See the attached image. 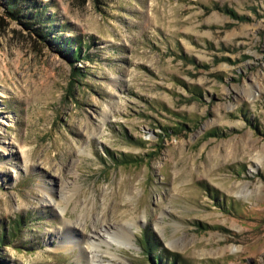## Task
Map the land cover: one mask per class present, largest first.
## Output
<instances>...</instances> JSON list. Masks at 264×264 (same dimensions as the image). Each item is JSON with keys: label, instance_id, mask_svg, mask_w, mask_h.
<instances>
[{"label": "rangeland", "instance_id": "rangeland-1", "mask_svg": "<svg viewBox=\"0 0 264 264\" xmlns=\"http://www.w3.org/2000/svg\"><path fill=\"white\" fill-rule=\"evenodd\" d=\"M132 220L128 264H264V0H0V264Z\"/></svg>", "mask_w": 264, "mask_h": 264}, {"label": "bare ground", "instance_id": "bare-ground-1", "mask_svg": "<svg viewBox=\"0 0 264 264\" xmlns=\"http://www.w3.org/2000/svg\"><path fill=\"white\" fill-rule=\"evenodd\" d=\"M47 197H48V202L49 203L53 201V198H52L51 194H49V196H47ZM62 224L65 225V226L66 225L70 226L66 222H64ZM126 224H127L128 228L125 227L124 225H121L120 229L116 230L114 232V234H113L112 230H110V229L105 231V234H106L107 237H106L105 240L102 241V243H104V244H106L108 246V251L105 252L104 253L105 254L104 257L102 256L101 258H107V260H105V261H107V263L103 262L104 260L101 261L102 263H99L100 259H98V258H99L100 254L98 255V252H99L98 249L99 248L97 247V245L95 246L93 243H90V244L87 243L88 246L87 245L84 246V247L82 246V250H81L82 254H84L87 257H89V254L91 255L90 257L92 258V260H90V261L92 263H90V264H113V262H115V261L116 262L119 261L120 264H128L126 260L120 258L115 253L109 251L110 246H113V243H111V242L112 241H116L115 239H113V237H115V236H117L120 239V241H116V242L120 243V245H115L118 249L119 248L127 249V248H130V247H134V242H133L134 231L131 229V227L137 226L136 225V221L132 220V221L126 223ZM68 229L69 228L67 227L66 230H68ZM70 231L72 233L74 232L73 234H75L74 229H70ZM109 240H111V242ZM71 244H73V239L70 237L67 242H64V243L61 242V244H60L61 247L58 248L57 251L72 252V250L74 249V246L73 245L71 246ZM116 247H115V249H116ZM95 249H97V250H95ZM87 257H86V260H87Z\"/></svg>", "mask_w": 264, "mask_h": 264}, {"label": "trees", "instance_id": "trees-1", "mask_svg": "<svg viewBox=\"0 0 264 264\" xmlns=\"http://www.w3.org/2000/svg\"><path fill=\"white\" fill-rule=\"evenodd\" d=\"M7 11H8L7 13L9 15H11L13 18L18 19V16H15L14 14H12V12L9 9ZM48 22H52V21L49 19ZM41 31H43V32H41V34H38V35H40V36L43 35L44 38L50 34L49 33L50 31L49 32L44 31V29H42ZM58 40L56 38L57 42H58ZM64 42H65L64 44H67L66 45L67 54L71 57L72 61L75 62L77 60H80V59H82L81 57L87 58V54L82 56L83 53H82V42L81 41L78 42L76 47H73V45H70V44H72L71 41L64 40ZM74 73H77L76 75L73 74L77 78H84L85 77L83 74H81V70H79V69H75ZM180 126H182V125H180ZM213 135L217 136V134H213ZM112 160L114 161L115 165H131V164L136 165V164H140V162H141V160L135 159L130 155H126V156L121 155L117 158L112 157ZM17 226H18V230H19V225L17 224ZM3 239H4L3 237L0 239V243L4 241ZM143 248L146 250L147 254L149 255L151 264H165V261H166L165 257L161 256V254H159V253H156L157 244L150 237L145 236ZM174 262H175V260H172L171 264H174Z\"/></svg>", "mask_w": 264, "mask_h": 264}]
</instances>
